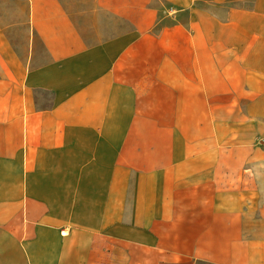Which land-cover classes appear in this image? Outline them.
<instances>
[{
	"label": "crops",
	"instance_id": "1",
	"mask_svg": "<svg viewBox=\"0 0 264 264\" xmlns=\"http://www.w3.org/2000/svg\"><path fill=\"white\" fill-rule=\"evenodd\" d=\"M19 1L26 56L0 22V264H264V0Z\"/></svg>",
	"mask_w": 264,
	"mask_h": 264
},
{
	"label": "rangeland",
	"instance_id": "2",
	"mask_svg": "<svg viewBox=\"0 0 264 264\" xmlns=\"http://www.w3.org/2000/svg\"><path fill=\"white\" fill-rule=\"evenodd\" d=\"M198 5L201 7H208V0H197ZM252 4V0H224L223 4L220 3V8H217L215 12L219 17H224L226 14V9L229 7H249ZM23 4L19 0H0V22L6 27L7 34L9 38L14 43V48L22 55H27L28 49V30L26 27V9H23ZM74 21L82 31L86 40L94 41L96 37L93 35L92 31L86 29L89 19L85 22L81 17L72 14ZM101 17H107L104 14ZM186 15H184V19ZM106 20H109L106 18ZM109 22V21H108ZM113 24H120L119 19L111 20ZM33 48L35 50L36 58L31 63L32 66H37L42 64L45 60L44 50L42 48L39 39L34 36ZM40 105H48L52 99V93L47 90H36L35 92ZM264 144V141H261ZM256 142L254 143V146Z\"/></svg>",
	"mask_w": 264,
	"mask_h": 264
}]
</instances>
